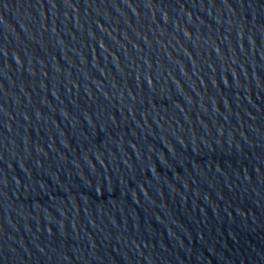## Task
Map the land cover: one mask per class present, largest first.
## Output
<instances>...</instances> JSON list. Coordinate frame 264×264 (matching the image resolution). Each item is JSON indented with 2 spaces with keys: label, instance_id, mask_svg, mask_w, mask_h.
I'll use <instances>...</instances> for the list:
<instances>
[{
  "label": "water",
  "instance_id": "obj_1",
  "mask_svg": "<svg viewBox=\"0 0 264 264\" xmlns=\"http://www.w3.org/2000/svg\"><path fill=\"white\" fill-rule=\"evenodd\" d=\"M0 264H264V0H0Z\"/></svg>",
  "mask_w": 264,
  "mask_h": 264
}]
</instances>
